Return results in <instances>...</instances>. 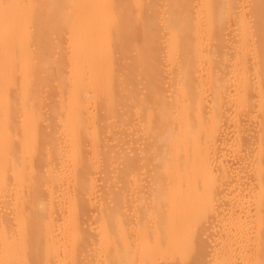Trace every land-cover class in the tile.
Returning <instances> with one entry per match:
<instances>
[{"label": "bare ground", "instance_id": "1", "mask_svg": "<svg viewBox=\"0 0 264 264\" xmlns=\"http://www.w3.org/2000/svg\"><path fill=\"white\" fill-rule=\"evenodd\" d=\"M0 264H264V0H0Z\"/></svg>", "mask_w": 264, "mask_h": 264}]
</instances>
